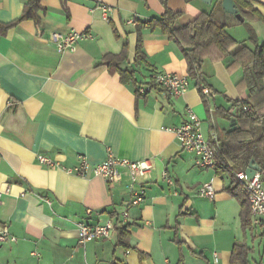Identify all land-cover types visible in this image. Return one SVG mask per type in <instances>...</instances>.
<instances>
[{"label": "crops", "instance_id": "crops-1", "mask_svg": "<svg viewBox=\"0 0 264 264\" xmlns=\"http://www.w3.org/2000/svg\"><path fill=\"white\" fill-rule=\"evenodd\" d=\"M29 1L0 0V233L7 229L16 238L0 244V264H232L237 243L249 248L248 264H264V237L253 225L244 231L240 202L229 191L237 172L220 156L233 130L229 117L236 114L229 101L248 98L241 66L230 58L206 60L211 95L204 99L189 80V89L172 97L147 84L160 74L189 79L182 49L160 30L145 29V61L137 58L138 26L163 16L161 0H41L39 22L4 32ZM248 1L264 16V0ZM216 2L167 0V6L181 14V27L213 11L220 23L232 24ZM250 29L263 45L259 19L228 32L247 43ZM73 32L91 38L59 53L53 35ZM125 47V62L100 64ZM120 71H133L139 87L149 91L138 94L136 86L121 81ZM187 111L202 121L206 137L218 135L216 170L198 166L171 131L185 122ZM109 152L132 162L153 161L149 179L139 181L142 203L130 205L125 170L123 182L110 185L99 176L80 178L39 162L45 157L76 168L85 157L99 165ZM206 184H212L214 199L199 195ZM108 220L129 226V249L117 246L116 231L109 240L79 245L80 225Z\"/></svg>", "mask_w": 264, "mask_h": 264}, {"label": "trees", "instance_id": "trees-1", "mask_svg": "<svg viewBox=\"0 0 264 264\" xmlns=\"http://www.w3.org/2000/svg\"><path fill=\"white\" fill-rule=\"evenodd\" d=\"M216 1L217 7L222 10L224 0ZM233 1L243 21L236 16L228 15L233 19V23H220L217 20V13L213 11L209 14L203 13L193 23L181 27L178 26L181 14L171 11L167 6V0H161L165 6L163 16L138 26L137 58L145 61L142 32L149 29L160 30L182 49L188 64L189 80L194 81L199 89L206 83L203 73V64L206 60L217 62L230 58L234 64L240 65L243 73L240 85L247 91L248 98L229 101L236 110V114L231 116L233 118L229 117L233 130L227 132L226 143L221 148L220 156L223 162H229L235 166L236 175L247 168L254 159L262 169L261 180L264 185V44L259 43L256 33L251 29L247 43L238 42L228 32L232 25L247 24L257 19L264 22V16L248 0ZM40 10H43L41 0H30L25 5L20 19L4 26L3 31L24 21L39 22ZM126 55L125 47L121 55H107L100 64H113L117 67L118 64L126 61ZM120 76L123 83L133 84L138 88L137 93L141 94L142 87H139L133 71H120ZM147 85L150 88H158L154 80ZM200 93L202 95L201 90ZM203 98L205 99V96ZM229 191L240 202V219L244 231L247 232L252 225L248 194L240 182L234 184ZM128 229L129 226L118 225L116 221L117 246L129 249ZM248 255L249 248L243 243H237L233 251L232 264H248Z\"/></svg>", "mask_w": 264, "mask_h": 264}, {"label": "built area", "instance_id": "built-area-1", "mask_svg": "<svg viewBox=\"0 0 264 264\" xmlns=\"http://www.w3.org/2000/svg\"><path fill=\"white\" fill-rule=\"evenodd\" d=\"M104 12V17L106 18L108 10L104 8ZM89 38H91L89 34L77 32L68 35H53V41L59 53L73 51L78 42ZM153 80L158 87L165 90L172 97L182 96L190 87V81L187 77L175 74H160L155 76ZM200 90L205 97L211 95V91L204 85L200 87ZM148 91L149 87H143L140 93L146 94ZM8 105H12V102L9 101ZM186 116L185 122L180 127L171 131H173L179 140L181 149L196 156L198 166L204 169L216 170L217 147L219 146L218 135L216 132H212L210 138L206 137L203 132L202 121L192 111H187ZM39 162L48 169H61L69 175L80 178L99 176L104 178L110 185L122 183L124 180L123 171L125 170L128 173V183L126 186L132 194L130 203L132 206L144 201L145 189L143 185L139 184V181L149 179L154 170L152 160L132 162L116 158L111 152H109L107 159L99 165H92L85 157L80 158L79 165L76 168L61 167L45 157H40ZM236 178L248 194L252 225L259 229L264 237V185L261 180V174L257 173L249 181L245 171H242L236 175ZM166 181L170 185L174 184L173 180L168 177H166ZM198 193L209 199H214L216 194L212 184L204 185ZM127 218L128 212H124L121 218L122 221L126 222ZM115 231L116 223L113 220H108L103 224L94 226L82 224L78 227V243L81 246H85L91 242L109 240ZM7 242H16V238L11 237L8 230L4 229L0 233V244Z\"/></svg>", "mask_w": 264, "mask_h": 264}, {"label": "water", "instance_id": "water-1", "mask_svg": "<svg viewBox=\"0 0 264 264\" xmlns=\"http://www.w3.org/2000/svg\"><path fill=\"white\" fill-rule=\"evenodd\" d=\"M203 1H205L207 3L212 2V0H203ZM222 7H223V10L225 11V13L232 15V16H236L237 19L241 20V16L238 14V10L236 9V6H235V3L233 0H224L222 3ZM241 21H243V20H241ZM245 173L248 177V180L251 181L257 173H259V174L262 173V169L256 163V161L253 159V160H251L249 166L246 168Z\"/></svg>", "mask_w": 264, "mask_h": 264}, {"label": "rangeland", "instance_id": "rangeland-1", "mask_svg": "<svg viewBox=\"0 0 264 264\" xmlns=\"http://www.w3.org/2000/svg\"><path fill=\"white\" fill-rule=\"evenodd\" d=\"M217 118H218V120H219V122H220V123H225V124H226V126L228 125V123H226L227 121H226V122H225V121L223 122V120H222V119H220L219 117H217ZM261 251H262V250H261ZM263 252H264V251H262V253H263Z\"/></svg>", "mask_w": 264, "mask_h": 264}]
</instances>
